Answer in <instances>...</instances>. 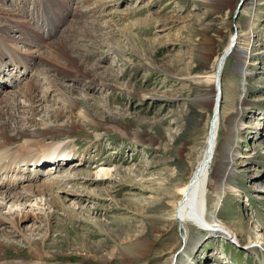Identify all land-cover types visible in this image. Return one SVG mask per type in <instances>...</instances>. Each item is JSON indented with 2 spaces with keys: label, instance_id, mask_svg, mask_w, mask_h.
Segmentation results:
<instances>
[{
  "label": "rangeland",
  "instance_id": "rangeland-1",
  "mask_svg": "<svg viewBox=\"0 0 264 264\" xmlns=\"http://www.w3.org/2000/svg\"><path fill=\"white\" fill-rule=\"evenodd\" d=\"M51 1V5L45 7L41 0H0V32L9 37L5 42L0 35L1 41L3 39L0 50L13 51L10 60L16 61L30 54L31 64L34 63L35 72L40 74L35 81L39 90L48 84L41 71L56 76L55 71H47L48 62H57L53 61L50 45L23 44L19 37L23 33L14 28L5 30L9 22L4 17L17 15L30 34L35 35L34 24L45 40L70 48L76 45L84 64L96 66L113 77L112 80L106 77L108 86L99 89L88 87L85 80L58 75L63 86L74 89V96L86 95L98 106L102 126L90 129L81 125L64 135L58 132L51 136L53 138H44L51 145L69 142L73 146L74 158L61 167L75 169L80 175L61 182L57 192L54 188L45 189L43 198L36 197L39 204L24 208L33 214H27L29 217L23 227L28 231L30 225H39L38 236L46 235L39 250L41 264L136 262L134 253L129 258H121L119 244L133 246L134 252L142 253L137 260L139 264H166L171 257L174 260L183 250L180 247L184 245V233L174 222L161 219V215L175 210L173 206L178 197L171 194L174 184L191 178L208 130L214 98L220 102L217 147L222 141L221 123L240 118V136L236 143L240 152L232 163L235 170L230 182L232 190L223 196L220 207H215V200L208 199L202 215L207 224L214 221L220 227L227 220L234 233L228 238L223 233L209 232L193 221L191 211H185L183 220L190 233H206L189 253V264H264V0L207 3L201 0H67V5L65 0ZM44 8L53 10L55 17L50 19L54 14H47ZM36 16L41 26L36 24ZM52 20L58 22L48 36L50 30L44 25ZM250 20L255 31L251 34V45L247 47L243 36L239 42L243 49L249 50L244 64L245 93L241 95L242 79L234 69V54L227 55L224 61L221 94L217 97L216 93L207 92L206 83L193 77L210 75L229 37L237 31L245 33ZM100 24L106 29L99 27ZM83 30H90L93 38ZM0 58L2 63L6 62H0L1 98L12 90L24 89L29 82L24 74L26 68L9 63L6 57ZM71 66L74 73L76 63L72 61ZM13 83L18 84V88L12 86ZM16 98L23 101L21 94ZM73 119L79 122V118ZM145 126L156 136L152 144L134 140L132 136ZM15 143L20 142L17 139L13 142L17 145ZM218 157L220 153L215 151L211 171L218 168V161L221 162ZM18 163L15 165L23 169L24 175L32 177L36 171L41 173L35 179L24 181L23 185L39 184L50 177L45 174L52 171L47 165ZM101 167L107 174L94 175ZM12 168L11 165L8 175H15L16 168ZM138 168L140 172L135 174ZM85 171L91 175L85 176ZM214 181L212 178L211 184ZM5 182L0 179V188L10 192L18 190L12 185L2 187ZM49 192L63 197L65 206L44 205L46 199L50 201ZM209 192L211 195L213 189ZM93 195L101 199H90ZM74 202L84 207L81 213L88 220L70 212ZM18 204L10 200L0 210L14 211L21 207ZM110 227L117 229L115 238L104 233ZM13 239L17 243L4 249L7 259H37L20 234L15 232ZM97 240L103 241L102 248L95 246ZM230 240L238 245L232 246ZM135 242L140 243L134 245ZM248 242L256 252L250 250Z\"/></svg>",
  "mask_w": 264,
  "mask_h": 264
},
{
  "label": "bare ground",
  "instance_id": "bare-ground-1",
  "mask_svg": "<svg viewBox=\"0 0 264 264\" xmlns=\"http://www.w3.org/2000/svg\"><path fill=\"white\" fill-rule=\"evenodd\" d=\"M41 1L45 7L51 5L52 2L51 0ZM201 1L207 3L212 2L213 0ZM64 3L67 5V0H65ZM50 7L54 8L52 6ZM44 11L50 15L52 13L54 14L53 10H46L44 8ZM17 17V15L4 17V19H7L6 21L9 22V24L6 23V26H4L5 30L14 28L16 32L23 33L21 36H19L20 42H23V44L27 43L28 45L32 46L35 45V47L36 45H39V43L50 45L49 47H51V49L53 50V61L58 62L60 58L63 60L62 62H58V65L61 68L56 64L57 62H48L47 71H55L56 76H53L52 74L49 75L41 71V73L44 74V77L47 78L46 83L48 84L45 85L43 90H39V88L35 84V81L40 74H37L35 72V66H33L34 63L33 65L31 64L32 57H29L30 54L29 56H22V58L24 57L23 59H20L18 57L16 61L14 59L10 60V54H14L13 51H11L10 49L0 50V56L6 57L9 63L15 64L17 66L20 65L23 68H26V72L24 74L25 77H28L27 81L29 82L24 87V89H15L16 91L10 90L11 92H8L0 98V179L2 178V180L6 181L4 186L3 184H1V186L5 187L6 185H12L13 187L18 188L16 192H10L9 190L0 188V207H2L5 202L8 203L10 200H16V202L19 203L18 205L21 206L14 211L8 209L7 212H1L0 210V264H41L42 260H40L38 256H41L42 253L39 252V250L40 248H42L43 237L45 238L46 235L44 234L41 237L38 236V229L41 228V226L39 227V225H30L28 231L23 227L22 224L29 217L27 214H33V212L25 211L24 208L25 206H30L31 208H33V205L39 204L36 197L38 196L39 198H43L45 196V189H48L50 191L51 188H54L57 192V189L59 188L61 182L68 180L70 181L74 178H78V176L80 175V173L74 171L75 169L61 167V165L67 164L71 159L74 158V152H71V154L69 153L70 155H61L60 153H57L58 155H56L52 163H48L44 159L46 153L49 150L54 149L56 145L59 146L61 150H63L64 148L73 149V146L69 142L51 145L46 143L44 141V138H53L51 136H53L54 134L56 135V133L58 132L64 135L68 133L69 130H74L79 126L81 127V125H86V127L90 129L102 126V124L100 123L102 120V116H100L99 112H97L98 106H96L95 103H91L89 98L85 97L86 95H84L83 97L74 96L76 95V93L73 92L74 89H67L66 86H63L60 83V77H58V75L64 74L65 77H69L72 80H85V82L88 83V87L99 89L107 87L108 83L107 79L105 78L108 77L112 80L113 75H110L105 71H99L98 67L96 66L84 64V62H82L83 60L81 61V58L79 56L81 51L79 50V47H76V45L73 44L74 46L70 48L67 45H58L57 41L52 42L51 40H45L43 38V35L37 32V28L34 24L32 26L34 29H36L35 35L30 34L31 31H28V27H25V23L22 20H19V18ZM53 17H55V14L54 16H51L50 19ZM52 21L53 22L51 23L50 21H48L47 24L44 25V27H47L50 30L48 36L51 35L52 30L55 28L54 26L58 22L56 20ZM11 22L14 24H12ZM35 22L37 25L41 26L40 20L37 16L35 18ZM99 27H101L102 29H106V27L101 24L99 25ZM89 31L90 30H85V35H87L88 37H92L93 35L91 36ZM254 33L255 31L253 22L250 20L246 26L245 33L237 31L235 34L229 37L228 44L226 45L224 52L217 59L215 68L212 70L210 75L193 77V79L199 81L200 83H206L208 87L207 92L209 91L210 93H215L217 86H219V88L221 87L220 75L223 67L225 66L224 61L227 55L234 54L236 55V62L234 65L236 68L234 69L237 75L239 74L242 79V83L240 85L242 92L241 95H243V93H245L243 80L245 79L244 76L246 73L244 64H246L249 53V50L246 49L249 44L251 45V34ZM0 35L1 38L5 40V42L9 40V37H5L1 32ZM70 35H68V38ZM242 36L243 39H245L247 45V47L244 49L239 45L240 40H242ZM1 38L0 42H2L3 44V39L1 41ZM78 51L80 52L78 53ZM15 57H17L16 54ZM72 61L76 63L77 67L74 73L71 66ZM0 62L2 63V61ZM2 64H6V62H3ZM100 75H102L103 77L100 78ZM102 79L104 81H102ZM98 80H101L102 82ZM11 85L16 86L17 88L19 86L16 83H13ZM15 93L17 95L21 94L23 101L16 98L17 95ZM206 95L208 97V95L210 94L207 93ZM211 102L213 107L211 112V119L208 125L205 140L200 148L201 150L199 151L195 167L193 170H191V178H189V180L186 182L179 181L174 184L173 188L171 189V194L174 197H178L176 204L173 206L175 207V210L171 213L161 215V219L164 218L165 220L174 222L176 226H178V228L181 230V232L184 233L182 234L184 244L182 247V252L179 253L178 256L174 258V260L171 257L170 261H168L166 264H189V262H191V260H188L191 257L189 253L193 252V248L196 247V244L200 240L202 235H206V233L202 234L200 232L194 233L195 235L190 233L187 227V223L183 220V213L187 210L191 211L194 215L193 221L199 223L202 228L205 224L209 226L210 223H212L214 226L216 224L214 221H208L207 224L205 222V217L202 215L204 213V210L206 211L208 205L207 201L208 199H213L215 200V207H220V202L223 196L229 194V191L232 190L231 183L232 179L234 178L233 174L235 171L234 168H232V163L235 159V155L239 154L240 152L238 148H236L238 147V144L236 143L239 142L241 121L240 118H238L237 120H233L234 122H231V120L227 119L225 122L221 123L220 132L222 135V141L217 147V136L220 125V102L217 101L216 98L212 99ZM239 113H242L241 109ZM73 117L79 118V122L78 120L76 121L75 119H73ZM233 118L234 115H232V119ZM232 133H234V136ZM132 136L134 140H140L142 142L146 141L149 144H152L153 141H155L156 137L153 133H150L149 127L146 126L145 128H142V130H136ZM234 137L236 138L235 141L233 140ZM17 139L20 143H15L17 145H14L13 142ZM215 151L220 153V158H218L221 159V162L218 161V168L216 167L213 171H211L210 166L211 162L213 161V154ZM18 161L27 165L28 162H33L35 166H37L39 162H41V165H49L48 167H51L52 171H50V168H47L50 170L45 172L48 177L50 176L49 179H46L44 181L42 180L43 182L39 184L28 182L26 185H23L22 183L24 181H29L31 178L35 179L41 173L40 171H36L34 172V176L32 177H30V175L28 174L24 175L23 169H21V167L19 168V166L16 167ZM11 165L13 168H16L15 175H8V172L12 171L10 170ZM115 170L120 169L116 168ZM139 172V168L135 170V174H138ZM18 173H20L21 175H19ZM83 174L87 177L91 175L87 171H85ZM106 174L107 170L103 167L99 168L94 173V175H100L101 177L105 176ZM212 178L215 179L213 184H211L210 182ZM211 188L213 189V192L210 195L209 190ZM66 193L73 194L70 191H66ZM49 196L50 201L46 199L44 201V205L50 206V203L61 205L64 203L63 197L58 195V193H56L55 195V193L49 192ZM92 197L101 199L96 195L90 196L89 198L91 199ZM31 200L33 203L31 202ZM70 210L71 213H75V215L77 216L80 215L85 221L88 220V218L81 213V211L84 210V207L80 204L77 205V203L74 202L73 206H70ZM47 215H45L46 219ZM150 216L151 215H149L148 217ZM215 219L217 220V216H215ZM35 220L38 221L37 219ZM224 221L221 227L215 225V227H220L221 231H218L215 227V230L210 229L208 231L223 233L224 235L228 236V238H230L234 233L233 228L229 223L226 222L227 220ZM106 225L108 227V224ZM103 227H105V225H103ZM116 231L117 229L110 227V229H105L104 233H106L108 237L111 236L112 238H115L114 235L116 234ZM227 231L230 236L228 235ZM15 232L17 234H20L23 240L26 241V243H29V252L32 253L33 257H36L37 259L31 261L25 260V258L23 257H12L13 259H7L5 257V247L13 246L17 243L16 240L13 239ZM211 234L214 235L215 233ZM138 243L140 242H135L134 245ZM94 244L95 246H98L100 248L104 246L102 240L94 241ZM248 244V246H251L250 242H248ZM231 245L235 247V245L237 246L238 244H236L235 241H231ZM118 246L121 258H129L132 253H134L133 257H136L137 260L142 256V253L134 252L135 249L133 246H125L120 244ZM252 247L253 246L250 247V250L252 252H256V249ZM244 248L247 249L248 247ZM137 260L136 262H130L129 264H139Z\"/></svg>",
  "mask_w": 264,
  "mask_h": 264
},
{
  "label": "water",
  "instance_id": "water-1",
  "mask_svg": "<svg viewBox=\"0 0 264 264\" xmlns=\"http://www.w3.org/2000/svg\"><path fill=\"white\" fill-rule=\"evenodd\" d=\"M216 92V95H217V97H218V95L219 94H221V89L219 88V86H217V88H216V90H215ZM218 99V98H217ZM218 103V102H217ZM217 103H216V105H217ZM210 152H211V149H210ZM213 224L212 223H210V225L208 226V225H204L203 226V228H205L206 230H210V229H213V230H215V228L218 230V231H221L220 230V227H215V226H212ZM215 227V228H214ZM227 233H228V231H227ZM229 235V234H228ZM180 248H182V247H180ZM180 248H178V250H176V252L175 253H177L179 250H180Z\"/></svg>",
  "mask_w": 264,
  "mask_h": 264
}]
</instances>
